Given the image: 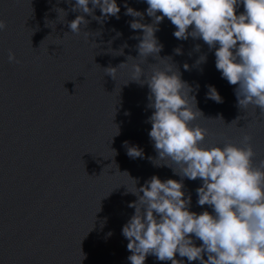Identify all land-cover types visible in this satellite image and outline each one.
<instances>
[{
    "label": "water",
    "instance_id": "obj_1",
    "mask_svg": "<svg viewBox=\"0 0 264 264\" xmlns=\"http://www.w3.org/2000/svg\"><path fill=\"white\" fill-rule=\"evenodd\" d=\"M75 3L0 0V20L8 26L0 32V264H131L122 229L135 213L129 205L138 197L128 191L133 179L138 188L154 175L181 180L171 168L154 163L148 86L129 81L127 69L121 68L117 80L103 71L127 63L129 56L138 58L139 40L133 37L143 33L131 29L139 18L125 15V3L144 13L141 22L150 24L146 0H117L119 19L110 16L103 23L84 14L89 24L82 29L93 33L89 44L83 33L77 36L68 27L81 15L71 11ZM57 8L68 13L66 22L59 21ZM237 11H244L242 4ZM94 15H102L99 8ZM158 27L159 55L178 67L203 113L194 122L208 129L202 146L238 142L244 128L253 137L256 159H264V116L237 106V86L217 70L215 50L202 39L175 38L176 28L167 18ZM122 48L123 54H117ZM177 48L182 54L175 53ZM10 51L19 63H9ZM205 54L206 62L197 65ZM156 63L150 56L142 67ZM209 85L223 103L206 98ZM126 141L142 149L143 158L129 157ZM183 183L185 198H192L190 210L212 212L197 204L202 181L184 178ZM145 264L171 261L149 255Z\"/></svg>",
    "mask_w": 264,
    "mask_h": 264
},
{
    "label": "clouds",
    "instance_id": "obj_2",
    "mask_svg": "<svg viewBox=\"0 0 264 264\" xmlns=\"http://www.w3.org/2000/svg\"><path fill=\"white\" fill-rule=\"evenodd\" d=\"M146 3L147 16L152 18L150 24L141 22L144 13L125 3V15L139 18L130 23L131 29L143 33L133 37L139 40L138 58L129 56L127 63L103 71L116 79L124 68L130 75L129 81L148 86V108L154 110L147 121L152 125L149 137L157 153L154 163L171 168L181 180H161L154 175L138 188L133 179L134 188L128 191L138 197L129 205L135 213L122 229L129 241L127 249L132 253L128 260L131 264H145L152 255L159 261L184 264L176 258L178 254L199 264H264V159H256L253 137L244 128L238 142L202 146L208 129L194 123L203 113L196 97L191 95L193 89L182 80L171 58L159 55L163 45L156 37L158 26L167 18L176 28L175 38L202 39L209 50H215V66L222 78L237 86V106L244 111L251 107L254 114L259 110L264 116V0H146ZM241 4L244 11L238 14ZM96 8L101 16L94 15ZM56 11L59 21L66 22L68 13L61 8ZM71 11L81 13L68 23L71 33L77 36L83 33L89 44L88 37L93 33L82 29L89 24L84 14L103 23L110 16L119 19L121 9L117 0H76ZM7 27V22L0 20V32ZM51 27H55L54 22ZM90 47L97 45L91 43ZM200 48L199 44L195 46L196 51ZM174 51L182 54L180 48ZM117 54H123V48ZM150 56L158 63L145 69L142 66ZM206 60L207 55H201L196 64ZM8 61L19 63L11 51ZM183 67L190 70L187 63ZM206 98L223 103L211 85ZM238 121L239 117L229 126ZM125 147L129 157L143 158V150L138 146H129L126 141ZM184 178L202 181L196 189L197 204L209 206L212 212L190 210L192 198L190 194L185 198ZM193 237L202 242L200 246H196Z\"/></svg>",
    "mask_w": 264,
    "mask_h": 264
}]
</instances>
